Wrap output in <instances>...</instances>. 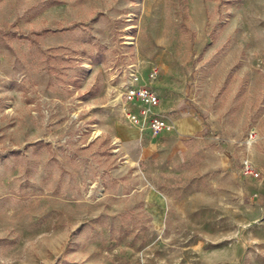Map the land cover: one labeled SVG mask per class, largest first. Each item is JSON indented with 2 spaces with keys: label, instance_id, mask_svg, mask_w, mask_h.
<instances>
[{
  "label": "rangeland",
  "instance_id": "obj_1",
  "mask_svg": "<svg viewBox=\"0 0 264 264\" xmlns=\"http://www.w3.org/2000/svg\"><path fill=\"white\" fill-rule=\"evenodd\" d=\"M0 264H264V0H0Z\"/></svg>",
  "mask_w": 264,
  "mask_h": 264
},
{
  "label": "built area",
  "instance_id": "obj_2",
  "mask_svg": "<svg viewBox=\"0 0 264 264\" xmlns=\"http://www.w3.org/2000/svg\"><path fill=\"white\" fill-rule=\"evenodd\" d=\"M158 70L152 68L149 77L155 79ZM124 97L126 98V116L128 119L139 127L149 129L155 137L164 133L172 132L175 129L174 123L165 116L155 112L154 109L159 105L160 98L157 92L150 86L140 84L139 73L136 68H131L128 72L125 83ZM139 103L137 109L136 104ZM133 105V107H132ZM255 131L250 132L249 139L253 141ZM243 171L249 175H257L255 168L249 161L244 162Z\"/></svg>",
  "mask_w": 264,
  "mask_h": 264
}]
</instances>
